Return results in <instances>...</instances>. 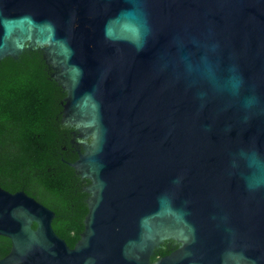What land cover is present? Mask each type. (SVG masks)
Masks as SVG:
<instances>
[{
    "label": "water",
    "instance_id": "obj_1",
    "mask_svg": "<svg viewBox=\"0 0 264 264\" xmlns=\"http://www.w3.org/2000/svg\"><path fill=\"white\" fill-rule=\"evenodd\" d=\"M33 49L86 215L69 248L0 189V264H264V0H0V61Z\"/></svg>",
    "mask_w": 264,
    "mask_h": 264
},
{
    "label": "trees",
    "instance_id": "obj_2",
    "mask_svg": "<svg viewBox=\"0 0 264 264\" xmlns=\"http://www.w3.org/2000/svg\"><path fill=\"white\" fill-rule=\"evenodd\" d=\"M64 98L40 51L0 61V189L22 191L52 211V230L73 248L82 233L86 196L66 166L77 155L74 129L60 123ZM9 249V240L0 237V259ZM164 256L166 243L150 262Z\"/></svg>",
    "mask_w": 264,
    "mask_h": 264
},
{
    "label": "flooded vegetation",
    "instance_id": "obj_3",
    "mask_svg": "<svg viewBox=\"0 0 264 264\" xmlns=\"http://www.w3.org/2000/svg\"><path fill=\"white\" fill-rule=\"evenodd\" d=\"M71 142H72L73 146L75 147V151H77V147L74 145V143L77 142V141L74 139ZM74 177L75 178H78V180H79V186L81 188V191L80 192L86 196L85 199H84L86 201L87 198H88V196L86 195V193L84 192V190L89 185V181L88 180H85V179H81L76 174H75ZM164 243H166V255L170 254L172 251H174L177 248V244L175 242H173V241H166ZM164 243L162 245H164Z\"/></svg>",
    "mask_w": 264,
    "mask_h": 264
}]
</instances>
